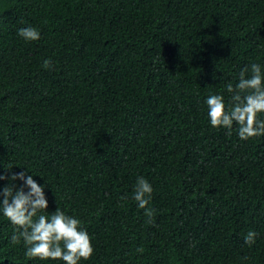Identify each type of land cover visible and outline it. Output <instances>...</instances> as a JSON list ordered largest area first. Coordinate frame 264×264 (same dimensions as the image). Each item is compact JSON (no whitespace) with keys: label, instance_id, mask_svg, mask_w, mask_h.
Segmentation results:
<instances>
[{"label":"trees","instance_id":"1","mask_svg":"<svg viewBox=\"0 0 264 264\" xmlns=\"http://www.w3.org/2000/svg\"><path fill=\"white\" fill-rule=\"evenodd\" d=\"M253 63L264 73V0H0V174L45 186L37 215L81 220L79 264H264V136L213 129L205 104L227 108ZM12 235L0 213V264H64Z\"/></svg>","mask_w":264,"mask_h":264},{"label":"clouds","instance_id":"2","mask_svg":"<svg viewBox=\"0 0 264 264\" xmlns=\"http://www.w3.org/2000/svg\"><path fill=\"white\" fill-rule=\"evenodd\" d=\"M17 34L26 42L40 38L39 31L34 27L20 28ZM42 67L51 68V59L44 60ZM249 72L250 77H246ZM239 77L235 86L231 83L225 86L231 94L227 108L224 97L220 94H210L205 99V104L213 129H228L230 135L235 124L239 139L246 141L264 136V119L257 118L258 114H264V73L259 64L253 63L250 68L242 69ZM2 180H8L9 183L0 188V213L13 226L11 241H23L27 258H38L42 261L61 260L64 264H79L81 260L90 259L94 248L81 220L66 215L58 208L50 215H37L48 208L44 185H39L32 175H26L24 171L8 176L0 174V181ZM18 180L22 181L19 187L15 183ZM152 192L151 184L144 177H138L132 199L140 209H144L149 224L152 223L155 213V209L148 207ZM256 235L255 232L249 231L244 243L251 246L255 243ZM136 251L142 253L143 249L137 248Z\"/></svg>","mask_w":264,"mask_h":264}]
</instances>
